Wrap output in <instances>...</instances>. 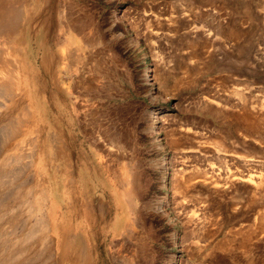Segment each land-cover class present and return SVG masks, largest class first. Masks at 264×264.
Returning <instances> with one entry per match:
<instances>
[{
    "label": "rangeland",
    "instance_id": "374dc122",
    "mask_svg": "<svg viewBox=\"0 0 264 264\" xmlns=\"http://www.w3.org/2000/svg\"><path fill=\"white\" fill-rule=\"evenodd\" d=\"M19 1L0 264H65L72 226L96 264H264V0ZM130 172L135 219L112 199Z\"/></svg>",
    "mask_w": 264,
    "mask_h": 264
},
{
    "label": "bare ground",
    "instance_id": "6f19581e",
    "mask_svg": "<svg viewBox=\"0 0 264 264\" xmlns=\"http://www.w3.org/2000/svg\"><path fill=\"white\" fill-rule=\"evenodd\" d=\"M19 0H0V36H1V33L2 32H9V31H12V30H15L16 26H17V18L20 19V9L21 7L19 6ZM82 28V27H81ZM7 30V31H6ZM0 45L2 46V48H4L5 44H4V41L2 40V43H0ZM3 49L0 50V84L1 86H4V88L8 91V90H11L13 92L12 89H14V75H15V61L13 58L11 57H6V49ZM146 71H148L146 69ZM4 94V93H3ZM13 95V94H12ZM15 128V127H14ZM16 129V128H15ZM19 128L17 127V130ZM150 129H151V132L153 131H156L157 130V127H156V124L155 123H152L150 125ZM17 130H13V132L15 131L16 133ZM12 134V133H10ZM15 134V133H13ZM158 138V137H157ZM159 145L161 146V142L156 141ZM109 143H112V144H116V142L112 139V140H109ZM12 157V156H10ZM14 161V160H13ZM10 162V161H9ZM8 162V163H9ZM7 163V165H8ZM27 163V162H26ZM13 164V163H12ZM28 164V163H27ZM6 165V164H5ZM26 165V164H25ZM24 165V166H25ZM12 168V167H11ZM209 169V168H208ZM19 170V169H18ZM214 170V169H213ZM7 171V170H6ZM193 171V170H192ZM205 171V170H204ZM215 171V170H214ZM180 172V170H179ZM185 172V171H184ZM189 172V171H188ZM207 172V170H206ZM206 172L202 173L200 175V172H199V175L204 177V179L208 180V179H212V180H217L215 179V177L213 175H208L206 174ZM209 172V171H208ZM207 172V173H208ZM7 173V172H6ZM198 173V172H197ZM3 174V173H2ZM9 174V173H8ZM14 174V173H12ZM186 174H190V173H187ZM192 174V173H191ZM190 174V177L192 178L194 176V174L191 176ZM11 175V174H10ZM18 175V174H17ZM182 175V174H181ZM195 175H196V172H195ZM197 174V176H199ZM208 175V176H207ZM217 175V174H216ZM4 176V174H3ZM2 176V178H3ZM13 176V175H12ZM33 176V175H31ZM180 176V175H179ZM219 176V175H218ZM1 177V176H0ZM6 177V176H5ZM4 177V178H5ZM14 177V176H13ZM16 177V175H15ZM178 177V176H177ZM188 176H185V181H188L190 180L191 178ZM195 177V176H194ZM7 178V177H6ZM182 178V177H181ZM200 178V177H199ZM13 179V178H12ZM11 179V180H12ZM32 179V177H31ZM118 179H119V184H118V192H116V195L115 197L112 196V199L115 200V203H114V206H115V209L116 211H118L119 209V206L121 205L122 201H123V204L125 203L128 207H129V210L131 212L133 216V218L135 219V215L137 214V202H138V196H137V192H138V183L137 180H136V177L130 172L127 179L125 180H122L119 176H118ZM3 182L5 181L4 179H2ZM8 181V180H7ZM177 181V180H176ZM28 183V182H27ZM4 184V183H3ZM8 184V183H7ZM5 184V186L7 185ZM23 185H26L25 182L23 183ZM9 186V185H8ZM11 186V185H10ZM27 186V185H26ZM4 187V186H3ZM7 187V186H6ZM14 187V186H13ZM12 187V190H14ZM29 187V186H28ZM33 187V185L31 186ZM21 188V187H20ZM23 188V187H22ZM30 188V187H29ZM32 189V188H31ZM41 189V188H40ZM2 190V189H1ZM8 190V189H7ZM42 190H39L37 191L36 193V196H35V199L36 200H40L41 199V196H43V193H42ZM106 190V189H105ZM20 191V189H19ZM30 191V189H29ZM28 191V192H29ZM36 191V190H35ZM45 192V190H44ZM8 194L10 193V191L8 190L7 192ZM12 193V192H11ZM3 194V193H2ZM17 194V193H15ZM21 194V193H19ZM111 194V193H109ZM69 195L71 197H69L70 199V203H72L73 201V194L71 192H69ZM112 195V194H111ZM6 196V194L4 195ZM3 196V197H4ZM10 196V194L8 195ZM7 196V198H8ZM23 196V195H22ZM31 197V196H30ZM44 198V197H43ZM3 199V198H2ZM10 199V198H9ZM7 200V199H6ZM11 200V199H10ZM4 202V201H3ZM36 202V201H35ZM2 202H0L1 204ZM100 204H103V202L100 201ZM32 205V204H31ZM104 205V204H103ZM33 206V205H32ZM72 208L74 205H70ZM43 208V207H42ZM101 209V208H100ZM5 210V209H4ZM105 210V209H104ZM103 211V210H102ZM2 213V211H1ZM0 213V214H1ZM6 213V212H4ZM98 213H96L97 215ZM4 215V214H2ZM98 216V215H97ZM100 216V215H99ZM80 217V215H79ZM138 217V216H136ZM43 218V217H42ZM41 218V219H42ZM2 219V217H1ZM45 219V218H44ZM3 220V219H2ZM17 220V219H16ZM8 221V220H7ZM85 222V226L88 228V230H91L92 227V221L93 222H96V221H99V218L98 217H95L92 219H85L83 220ZM12 222V221H11ZM18 222V221H17ZM20 223V222H19ZM26 223V222H25ZM25 223H23L25 225ZM46 223V222H45ZM8 224V223H7ZM11 224V223H10ZM18 224V223H17ZM38 225V224H37ZM44 225V224H43ZM31 226L33 227V225L31 224ZM5 227V226H4ZM32 230V229H31ZM120 230H123L121 229V226L120 228H115V230L113 231V233L115 234H118L120 233ZM88 233V232H87ZM102 234V233H101ZM35 235V234H34ZM100 235V234H99ZM38 236V235H37ZM60 241L59 243L57 244L58 247L60 248V251H61V257L59 258H62V261L65 263V264H96V262L98 263L97 261V257L95 256V252L93 250H91V248L89 247L90 246V242H88L87 240H83L81 239V235L79 233L76 232L74 226L72 227H66V228H63L61 229L60 231ZM28 239H29V236H27ZM93 237V236H92ZM36 238V237H35ZM26 237L23 238V240L25 241ZM38 239V237H37ZM102 239V238H100ZM114 240V239H113ZM47 241V240H45ZM52 241V240H50ZM49 241V242H50ZM108 241V240H107ZM24 243V242H23ZM25 244V243H24ZM23 245V244H22ZM49 245V244H48ZM40 246V245H39ZM47 246V245H46ZM25 247V245H24ZM27 247V245H26ZM21 250V249H20ZM48 250V249H47ZM23 251H24V248H23ZM23 251H21V253H23ZM41 251V250H40ZM21 253H12L14 255H11L8 259V261H17L19 259V256H22ZM19 255V256H18ZM130 255V253H129ZM52 256V255H51ZM120 260V259H119ZM118 260V261H119ZM129 262L131 263V256H129L128 258ZM139 260H142V259H139ZM61 262V261H60ZM61 264V263H60ZM119 264V263H118ZM136 264V263H135Z\"/></svg>",
    "mask_w": 264,
    "mask_h": 264
}]
</instances>
